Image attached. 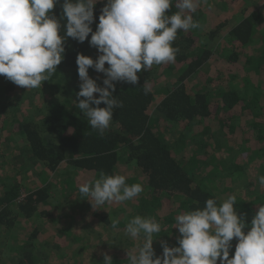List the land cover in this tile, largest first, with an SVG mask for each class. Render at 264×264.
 <instances>
[{
  "label": "trees",
  "instance_id": "16d2710c",
  "mask_svg": "<svg viewBox=\"0 0 264 264\" xmlns=\"http://www.w3.org/2000/svg\"><path fill=\"white\" fill-rule=\"evenodd\" d=\"M62 3L60 0L53 10L58 19ZM253 3L257 5L250 7ZM208 4L221 12L228 6L238 13L235 22L229 25L222 15L207 12ZM103 6L102 2L96 5L94 31ZM175 11L173 0L168 14ZM193 18L200 28L178 32L173 46L179 52L174 63L138 73L136 85L116 82L113 95L123 107L114 110V120L103 135L73 105L81 81L65 75L78 71L79 53L98 57L88 41L69 38L64 60L40 88L28 90L0 76V117L12 129L11 138L21 143L14 161L31 168L38 178L46 177L44 182L39 179L41 184L31 178L24 183L18 179L0 182V236L16 230L24 234V243L14 251H0V264L56 261L55 253L63 251L62 236L34 225L59 206H75L80 212L74 231H82V214L87 208L91 209L89 220L110 225L103 210L114 203L93 209L78 190L102 171L125 175L129 185L143 186L144 191L127 203L137 215L155 216L161 223L162 231L154 235L157 256L163 252L161 241L179 246L175 239L179 232L173 228L175 216L202 207L209 198L222 201L235 194L234 207L251 224L257 205L264 204V190L258 183L264 175V0H207ZM225 30L216 48L212 43ZM147 80L151 91L146 95L142 87ZM210 150L221 157L207 171ZM63 168L66 170L61 171ZM44 228L49 230L46 245L40 242L46 237ZM101 241L105 246L104 236ZM232 243L234 254L236 240ZM48 244L55 246V253ZM108 246L114 264H127L126 251H117L116 244Z\"/></svg>",
  "mask_w": 264,
  "mask_h": 264
},
{
  "label": "clouds",
  "instance_id": "9594fccd",
  "mask_svg": "<svg viewBox=\"0 0 264 264\" xmlns=\"http://www.w3.org/2000/svg\"><path fill=\"white\" fill-rule=\"evenodd\" d=\"M98 2L104 6L94 31ZM206 3L175 0L177 11L168 14L173 0H63L58 19L53 10L60 0H0V76L28 90L40 88L64 60L69 38L88 41L99 55L96 59L77 55L81 83L72 102L89 126L103 135L114 120V110L123 107L113 95L116 82L136 85L138 73L174 63L179 52L173 46L178 32L200 28L193 14ZM89 69L103 74V87L90 77ZM142 88L146 95L151 91L148 80ZM126 181L125 175L102 171L78 190L98 210L106 204L133 200L143 191L141 184ZM258 183L264 190V175ZM236 201L235 194L222 201L209 198L202 207L179 212L173 225L179 232V246L161 241L160 256L153 244L154 235L162 231L161 223L155 216H135L123 232L130 240L142 242L126 248L127 264H264V204L257 205L249 225L234 207ZM119 223V219L111 220V227L116 229ZM103 264H114L107 252Z\"/></svg>",
  "mask_w": 264,
  "mask_h": 264
},
{
  "label": "rangeland",
  "instance_id": "374dc122",
  "mask_svg": "<svg viewBox=\"0 0 264 264\" xmlns=\"http://www.w3.org/2000/svg\"><path fill=\"white\" fill-rule=\"evenodd\" d=\"M255 3V2H254ZM252 4L250 7L256 6L257 4ZM229 5V3H228ZM240 5V4H239ZM229 6H232L230 4ZM207 12L212 13L214 16L222 15L223 21L228 20L230 22L229 25L233 24L237 17V12H234L231 8L226 6L224 9H222V12L219 11L216 8L212 9V6L208 4L207 7H205ZM220 9V10H221ZM240 10V9H239ZM232 18V19H231ZM234 19V20H233ZM220 21V19H219ZM226 30L223 32L221 37H218L212 45L216 48L219 46V42L222 41V37L225 35ZM214 63V60L211 61ZM108 67V65L106 66ZM214 67L210 69L211 74L214 73ZM70 79L79 78L78 71L75 73L73 71H68L66 74ZM89 75L91 78L96 79L97 83L103 87V79L105 78L102 73H97L94 69L89 70ZM76 80V79H75ZM79 80V79H78ZM80 81V80H79ZM44 95H41V98H43ZM40 97H37L38 100H41ZM37 100V101H38ZM36 112V114H38ZM3 119V120H2ZM5 117H0V182L2 180H10V179H18L22 183H24V180H27L28 178H31L32 181H38L39 184H41L40 180L44 182L46 177L42 175L39 178L34 172H30L26 165L18 163L14 161V155L17 152H20V145L18 141H14L12 136V129H8L7 123L4 120ZM211 156V163L207 164V171L214 168V166L218 163L217 158L221 157V154L217 151H209ZM5 163V164H4ZM66 169L63 168L61 171H65ZM132 172L134 173V176L138 178V172L133 169ZM48 180V179H47ZM3 190V189H2ZM144 191V189H143ZM142 193V192H141ZM140 195V194H139ZM138 195V196H139ZM143 195V194H141ZM56 196L59 197L60 193L56 192ZM137 196V197H138ZM81 209V207H79ZM132 204H128L127 201L123 203H115L114 207H110L107 210H103V216L104 217H110V221L114 219H119L120 223L118 224L116 229H113L110 225H107L100 221H95V219H90V213L91 209L87 208V211L85 214H82L84 217L85 224L82 227V231H74L75 229V219L79 211H77L74 207H57L55 208L49 215V218H46L40 222H38V225H42L43 227H48L50 231H54V233H58L59 236H62L63 239H61V242H63V251L55 253L56 249L55 246H50V249H52L55 253V260H51L49 264H103V253L108 252L107 247L108 245H117V247H114L117 251H126V248H129V245H131L132 248L137 247L142 241L136 240L132 241L128 237L125 236L123 229L125 228L126 224L129 220L137 216V211L133 210ZM91 228L94 231L90 229V231L85 232L84 230L86 228ZM45 229V228H44ZM20 230V228L18 229ZM47 228L43 231L44 235L46 237L44 240L42 239V242L44 245L47 244L49 237L47 236ZM17 231V230H16ZM4 234L0 236V251L8 252L12 249L14 251L15 248L19 247L24 243V234L23 231H18L16 233ZM59 231H64L63 233H59ZM74 231V232H73ZM73 232V233H71ZM22 235V237H18V234ZM15 234V235H14ZM13 235L16 237V239L13 237ZM83 235V239L81 237ZM80 238L78 239V237ZM103 236L105 237V246L101 243V238L103 239ZM92 237V238H91ZM101 237V238H100ZM91 238V240H90ZM94 238V239H93ZM93 239V240H92ZM177 239V238H175ZM82 240V241H80ZM99 241V242H98ZM101 241V242H100ZM46 242V243H45ZM99 249V250H97ZM59 253H61L59 255ZM57 255H59L57 257ZM10 257V256H9ZM6 259V258H5ZM8 262V260H5Z\"/></svg>",
  "mask_w": 264,
  "mask_h": 264
}]
</instances>
